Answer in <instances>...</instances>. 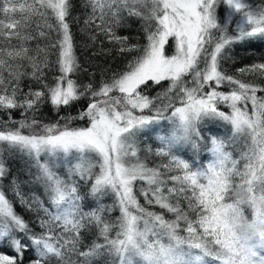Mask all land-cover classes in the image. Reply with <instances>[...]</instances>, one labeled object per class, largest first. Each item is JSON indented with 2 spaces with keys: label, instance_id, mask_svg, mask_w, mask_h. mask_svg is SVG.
Segmentation results:
<instances>
[{
  "label": "snow or ice",
  "instance_id": "snow-or-ice-1",
  "mask_svg": "<svg viewBox=\"0 0 264 264\" xmlns=\"http://www.w3.org/2000/svg\"><path fill=\"white\" fill-rule=\"evenodd\" d=\"M148 2L134 0L129 6L127 0H86L84 7L91 12L86 14L82 31L89 33L93 44L102 36L112 45L111 49L101 47L102 52L114 49L139 55L127 70L109 79L97 83L91 73L89 81L82 83L76 78L82 69L71 32L72 24L79 21L73 16V0H0V111L8 114L7 120H0V264L59 262L61 257L45 243L58 242L63 235H57L53 222L61 229L67 225L74 236L85 239L90 227L100 225L105 213L114 209L125 215L132 208L143 212L159 206L161 213L182 220L189 232L194 224L203 228L206 218L190 219V215L197 217L202 209L208 210L224 185L228 165L235 169L239 163L223 139L205 137L206 120L227 122L233 140L243 130L251 143V156L244 153L241 159L249 161L247 167L254 173L251 160L255 157L264 171V95H258L264 93V55L232 74L224 67L235 59L234 46L250 52L257 47L255 42L264 41V7L253 10L244 0H150V11L142 16L136 9ZM221 3L229 10L226 20L217 16ZM118 5L128 9L129 17L145 20V45L131 43L129 36L119 34L118 29L126 25ZM234 15L239 20L235 30L229 31ZM35 18L44 23H36L33 29ZM169 38L175 41L174 55L165 51ZM33 41L35 47L28 46ZM42 42H46L43 47ZM49 47L57 49L59 73L51 78L45 71L50 67ZM24 78L32 82L27 90ZM161 81L170 82L165 91L155 97L143 94L144 89L159 87ZM224 86L230 90H219ZM77 104L75 114L68 111L59 116ZM45 105H51L57 120L37 118ZM220 105L231 112L221 110ZM13 110H20L23 118L13 119ZM136 110L141 114L134 115ZM144 110H155V115H145ZM165 110L180 120L185 136L195 124L193 153L210 143L212 159L206 167L193 170L188 160L178 157L170 161L174 169L140 163L136 133L160 123L155 117ZM79 122L85 126H73ZM5 152L20 154L21 167L15 172ZM145 152H152L151 147L146 146ZM155 155L162 157L163 153L156 150ZM129 161L136 165L129 167ZM82 185L90 187L83 192ZM36 187L42 192L32 190ZM109 195L114 198L111 206L103 203ZM89 197L95 207L85 211L84 201ZM182 200L187 201V209ZM17 202L35 215L34 222L15 211ZM211 219L215 223L219 218L213 214ZM98 231L106 232L107 226ZM221 243L225 252L213 264H253L254 260L264 264V255L257 256L252 248L241 249L231 240ZM89 247L95 250L97 245ZM259 247L264 248V243ZM83 255L89 257V253Z\"/></svg>",
  "mask_w": 264,
  "mask_h": 264
},
{
  "label": "trees",
  "instance_id": "trees-1",
  "mask_svg": "<svg viewBox=\"0 0 264 264\" xmlns=\"http://www.w3.org/2000/svg\"><path fill=\"white\" fill-rule=\"evenodd\" d=\"M245 3L249 4L253 10L264 7V0H244ZM86 0H73L74 12L73 16L79 17L78 22H74L71 26V32L73 35V48L74 53L77 58V63L81 66V71L77 73V77L82 83H87L89 81V74H95V81L98 83L102 78L109 79L114 73L122 72L127 70V66L133 58L139 55L138 52H125L123 54L112 50L111 52H102L101 47L104 49H111L112 45L104 40L102 36H98V40L95 44L89 39V33L82 31L84 28V19L87 18V13L91 12V8L87 9L84 7ZM129 6L134 3V0H127ZM123 10L121 11V17H124L125 27L118 29L120 35H127L131 38V43H139L140 45H145L147 43L146 37L144 35L145 20L142 17H129L127 15V8H123V5H118ZM151 3L150 0L148 4H141L137 7V11L141 15H147L150 11ZM110 16L111 13H108ZM2 18V16H0ZM98 22V21H97ZM36 23L43 25L44 21L39 18H35L33 21V29ZM149 24L154 23V21L147 22ZM41 30H46L41 28ZM57 33L52 32V41L55 42ZM100 41H103L101 45ZM169 44L171 43V38H169ZM42 42L41 46H44ZM257 47L251 49L250 52H245L242 48L238 46L233 47V55L235 59L233 61H228L224 64L225 69L228 70L229 74L239 67L244 65H250L253 62H258L260 57L264 55V41L255 42ZM168 44V45H169ZM31 47H35V42H29ZM57 59V49L49 47L48 49V60L50 63L49 69H46V74L51 78L54 75H58V66L55 64ZM106 70V71H105ZM104 72L105 74L101 75ZM9 72L4 71V76L7 77ZM245 79H251V77H245ZM23 85L25 90H27V85L32 83L28 78L23 79ZM169 81H161L159 87H151L149 89H144L143 94L149 97H155L158 93H162L169 86ZM143 87V86H142ZM219 90L229 91L227 86L221 87ZM258 95H264V93H258ZM80 107V104L75 105L70 110H62L59 116H64L68 111L75 114L76 110ZM221 110H225L224 105H220ZM249 111H251V106L249 105ZM155 112V110H153ZM152 112L145 110L146 115H151ZM155 114V113H154ZM13 119L19 120L23 117L21 116L20 110H13ZM43 117L45 122L55 121L59 117L52 110L51 105H45L41 108L40 113H38L37 118ZM163 117V116H161ZM28 118L31 119V114H28ZM8 114L6 112L0 111V120H7ZM63 123V121H61ZM84 122H79V124L74 123V125H83ZM195 124L193 129L190 130L188 136L182 138H173L171 141L176 140V142L171 143L170 139L165 136V132H158L152 128L147 132L136 133L135 141L137 144V149H140V163H146L149 168L155 167L156 165L166 164L170 168L174 169L175 165L170 164L173 158H183L189 161L193 166V170L196 168H204L207 163L212 159L211 153L208 151L210 148V143L207 147H202L198 152L193 153L191 148L192 143H196ZM157 129V127H156ZM203 134L205 137L215 136L218 139H223L225 141L228 151L233 153V158L238 160V167L233 168L231 164L228 165L229 171L225 174L226 179L221 191L218 194V198L213 200L208 206V210H201L197 217L195 215H190V219H196L200 216L206 218V224L203 228L198 225H193L192 232L187 230L186 224L181 220L178 221L177 217L171 213H161L159 206H149L145 208L143 212L138 209H129L130 214L136 216H142L151 221L152 217L148 213H155L161 218L158 226L161 232L159 234L148 232L152 235L154 239L153 245H168L167 240L179 243L182 248L189 249L192 254L195 255L196 259L202 264H213V261L217 257H222L225 249L221 242L233 241L239 248H252L257 256L264 255V248H260L257 243L256 237L242 239L241 235H238L236 231L232 228L229 220L242 219L251 220L253 217L259 219V217H264V171H261L258 161L255 157L252 158L251 164L254 169H249L247 165L248 160H242L241 154L247 153L251 156V143L250 140H246L247 137L242 130V136L237 137L235 140L232 139L234 133L231 131L230 125L227 122L220 120H206L203 123ZM244 136V137H243ZM158 137H164L161 141ZM151 147L152 152H145V147ZM159 150L163 153L162 157L156 156L155 151ZM5 158L9 161V167L15 172V170L21 167L20 154L13 153L11 156L7 152L4 153ZM160 171V169H157ZM174 175H182V172L173 171ZM203 182V181H202ZM139 186V184L137 185ZM90 186H83L82 191L86 192ZM33 191L42 192L38 187L33 188ZM25 191H28L26 188ZM190 195V192H189ZM141 204H145L142 196H138ZM113 197L111 195L103 199L105 205L111 206L113 204ZM85 211L90 210V208L95 207V202L89 197L84 201ZM182 207L187 209V201H181ZM15 211L23 215L26 219L35 221V215L29 212L25 207H22L17 202ZM215 214L218 216V222H213L211 217ZM105 218L100 225H92L85 239L77 238L72 234V231L68 230L67 225L64 229H61L59 225L53 226L56 228L57 235L63 233L60 241H45V243H50L53 250L61 257L59 262L53 260L52 264H120V250L119 242L123 240L126 235V222L124 218L119 213L118 209H114L110 213H105ZM79 222V221H77ZM61 223H64L61 220ZM85 224L88 222L85 220ZM104 225L107 226L106 232H100L98 229L102 228ZM207 229V230H205ZM38 230V229H37ZM162 233V234H161ZM99 237L96 239V237ZM115 241V243H113ZM95 243L97 248L94 250L89 245ZM198 245V247H197ZM83 253H89V257L86 259ZM239 264V262H237ZM253 264H258L257 261H253Z\"/></svg>",
  "mask_w": 264,
  "mask_h": 264
},
{
  "label": "rangeland",
  "instance_id": "rangeland-1",
  "mask_svg": "<svg viewBox=\"0 0 264 264\" xmlns=\"http://www.w3.org/2000/svg\"><path fill=\"white\" fill-rule=\"evenodd\" d=\"M228 11L229 10L224 4H218L217 16L219 18L226 20ZM238 20L239 16L234 15L229 31L235 30V24ZM165 51L167 55L175 54V41L172 40V38L171 43L165 46ZM187 79L190 80L191 77L189 76ZM114 94L119 95L118 93ZM224 107L226 108L224 110L225 112H231V109L228 108V106L224 105ZM154 113L155 112L152 111L151 115H155ZM140 114V110H136L134 113V115ZM143 114H145V110ZM155 118L159 120L160 123L149 125L140 131L147 132L154 128V130L157 131V134L158 132H165V136L171 138V143L176 142V140H173V142L171 141L173 138L178 139L179 137L183 139L184 133L180 127V120L173 116L171 111L165 110L159 117ZM73 126H85V124ZM231 131H233L232 128ZM135 165V161H129V167ZM150 216L152 217L151 221L145 217L130 214L128 211L125 215H122L124 218L123 220L126 222V235L118 244L120 250V264H202L196 259L195 255L189 251V249L182 248L177 242L167 240L168 245H153L154 239L150 233L148 234V232L152 231L153 233L154 231L155 235L159 234L161 230L158 224L161 222V219H157V215ZM259 219H264V217L261 216Z\"/></svg>",
  "mask_w": 264,
  "mask_h": 264
},
{
  "label": "clouds",
  "instance_id": "clouds-1",
  "mask_svg": "<svg viewBox=\"0 0 264 264\" xmlns=\"http://www.w3.org/2000/svg\"><path fill=\"white\" fill-rule=\"evenodd\" d=\"M229 223L242 239L256 237L257 243H264V219L253 217L251 220L230 219Z\"/></svg>",
  "mask_w": 264,
  "mask_h": 264
}]
</instances>
